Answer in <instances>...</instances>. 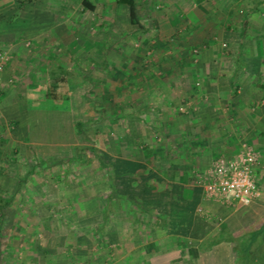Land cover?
Wrapping results in <instances>:
<instances>
[{"label":"rangeland","instance_id":"obj_1","mask_svg":"<svg viewBox=\"0 0 264 264\" xmlns=\"http://www.w3.org/2000/svg\"><path fill=\"white\" fill-rule=\"evenodd\" d=\"M90 2L93 8L70 0L67 49H53L62 53L56 57L73 84L68 95L43 98L42 108L28 113L26 129L0 125V190L10 197L7 217L14 219L13 228L2 225L0 230L16 235L22 255L29 247L55 252V264H264V256L254 260L244 251L247 240L230 239L228 245L220 240V249L211 238L208 243L179 237L162 241L155 249L161 248L160 254L143 256L141 246V256L135 258L128 254L127 239L135 237V245H144L152 237L150 229L160 227L145 221L144 185L163 181L177 163L187 165V183H195L196 172L220 153L236 151L241 142L257 152L255 180L262 195L264 123L256 119L264 118V87L261 95L241 105L249 112L248 123L235 100L246 84L229 79L228 71L233 61L247 57L239 45L264 44L263 37L254 40L252 33L258 31L246 28L245 17L227 12L218 0L216 9L211 1H200L215 10H207L205 20L194 9L199 14L194 23L204 21L197 29L189 27L190 18L180 17L175 0H136L141 27L129 22L124 3ZM169 13L175 16L169 24L158 16ZM63 27L58 24L55 30ZM58 79L50 83L59 94L68 82ZM11 133L42 145L14 144ZM24 204L26 225L15 214ZM35 211L44 221L50 214L42 228L53 233L29 235L41 226ZM259 231L264 232V225ZM4 234L0 238L7 241Z\"/></svg>","mask_w":264,"mask_h":264},{"label":"crops","instance_id":"obj_2","mask_svg":"<svg viewBox=\"0 0 264 264\" xmlns=\"http://www.w3.org/2000/svg\"><path fill=\"white\" fill-rule=\"evenodd\" d=\"M87 1L90 2V0ZM175 1L181 9L179 11L180 17L190 18L191 21H189L188 25L193 29H197V26L204 22L197 21L198 24H195V21L192 20L196 15L199 16L196 13L197 9L201 10L204 17L203 20L208 16L207 10L211 13L215 11L210 6L204 7V4L200 2L202 0ZM189 1L194 3L190 4ZM206 1L207 3L211 1V4L215 8V0ZM218 1L226 6L227 12H232L233 10L236 14L240 13L239 16H242V18L245 17L246 20L244 21L246 23L244 25L246 28H255L258 31V33H252L251 37L254 40H258L259 36L264 39V0ZM25 2L24 0H0V52L4 51L2 53L5 57L2 60V68L0 70V125L8 123L11 127V123H13V129L15 130L26 129L28 127L26 125L28 113L30 111L37 112V107L39 106L42 108L40 103L44 100L43 98L66 97L68 95L66 93L70 92L73 87V84L65 77L67 75V71L64 69L65 65L61 63L59 57H56L62 53L53 51L55 48L59 49V51L67 49L66 42L68 40L64 34L66 30L70 29L71 24L69 20L71 9L67 7L70 0H27ZM238 3H245V5L236 9ZM158 16H161V19L167 18V24H169V21L175 20V16L171 13L165 16L159 14ZM58 24L64 26L62 31L55 30ZM190 28H188L189 32ZM184 30L187 31V29ZM254 43L248 46L239 45V52H241L242 56L247 57L243 60L240 59L236 63L233 61L232 67L228 71L229 79H236L235 82L243 81L246 84V88L237 94V99L235 98L240 104L238 106L239 109H241L243 102L246 103L250 98H256L264 92H262L264 87L262 85L264 82V56L258 57L254 54L260 49H263L264 52V44L260 40ZM55 44L57 45L56 47ZM246 52L248 53L246 54ZM207 54L211 55L212 52H208ZM254 58L257 59L254 60ZM56 76L59 78V81L63 79L65 83L68 82L63 93H56L58 89L55 83H50V81H56ZM259 81L262 83L260 84ZM255 82L258 86H255ZM241 110L243 112L242 115H246L245 118L249 123V112L245 108ZM256 121L264 123V118L258 115ZM9 140L14 144L17 142L23 146L27 145V142L34 146L42 145L39 140V142H35L34 139L27 140L21 136L19 137L17 133H11ZM256 169L257 166H255ZM169 171L168 177H165L163 181L154 180L150 182L148 187H145V185L143 187V192H145L144 198L148 202L145 209H143L146 213L145 221L151 222L152 226H154L153 222H155L160 227L157 229L152 227L150 229L152 237L144 241V245H135V237L132 239L128 237L127 239L130 244L128 245L129 255L132 253L131 255L135 256V258L141 256L137 254V251L141 250V246H143V256L148 255V252L151 253L152 251H158L160 254L161 248L155 249L160 247L162 241H177L179 237L192 238L193 242L198 240L208 243L212 239L214 240V245L220 249L223 247L222 245H218L220 244V240H223L228 245L230 239H234L235 241L239 239V241L247 240L245 252L248 250L251 252V256L254 257V260H261V256H264V232H260L259 229L264 225V221H261L264 220L263 191L262 195L260 191L259 196L247 204L228 202L220 198L204 196L201 186L196 182L187 183L190 174L188 173L187 165L185 167L184 164L177 163ZM3 193L4 191L0 190V194L3 195ZM40 204L41 208L39 209L44 210L43 206L45 205H43V202H40ZM22 206L20 209L21 213L17 212L15 214L18 217L21 215L24 218L23 225H26L28 220L27 214L22 211L25 209L26 204ZM46 210H49V205H47ZM10 211H12V204L7 203L3 208L1 226H7L9 229L14 227L12 223L14 219L12 221V219L7 217ZM35 212L36 214H34L37 216L35 218L39 220L41 226L37 227L38 229L36 227L32 228L29 235L34 236L36 233H40L48 236L50 233H53L48 227L42 228L45 227L44 222H49L50 214L45 213L44 217L47 218L44 221L38 211ZM0 232L1 235L4 232L9 237L7 241L0 238V264L56 263V253L48 249L39 251L29 247V253L22 255L23 252L18 250V246L15 245L16 240H13L16 235L12 231L6 232L5 228L4 231L0 230ZM236 232L240 236H233ZM23 234L26 235L24 232ZM44 235L41 236L44 237ZM144 236L143 239L145 238ZM121 237L123 238V235ZM121 242H123V239ZM114 243L117 244V241ZM25 259L28 260L25 261Z\"/></svg>","mask_w":264,"mask_h":264},{"label":"built area","instance_id":"obj_3","mask_svg":"<svg viewBox=\"0 0 264 264\" xmlns=\"http://www.w3.org/2000/svg\"><path fill=\"white\" fill-rule=\"evenodd\" d=\"M4 58L0 52V70ZM256 162L257 152L249 143L241 142L236 151L218 155L193 178L204 196L247 204L260 194L255 180Z\"/></svg>","mask_w":264,"mask_h":264},{"label":"trees","instance_id":"obj_4","mask_svg":"<svg viewBox=\"0 0 264 264\" xmlns=\"http://www.w3.org/2000/svg\"><path fill=\"white\" fill-rule=\"evenodd\" d=\"M84 4L89 7L93 8V5L87 1V0H82ZM116 3H124L127 6V15H128V20L130 23L137 24L138 26L141 27V23L139 22V18L137 15L136 11V2L135 0H114ZM75 124H79V120L76 121ZM77 130H80L79 128H76ZM10 197L0 195V226L3 220V208L4 206L9 203Z\"/></svg>","mask_w":264,"mask_h":264}]
</instances>
